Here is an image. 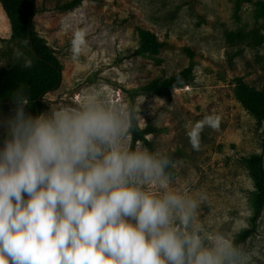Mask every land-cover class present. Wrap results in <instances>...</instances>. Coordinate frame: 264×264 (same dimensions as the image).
<instances>
[{"label": "rangeland", "instance_id": "rangeland-1", "mask_svg": "<svg viewBox=\"0 0 264 264\" xmlns=\"http://www.w3.org/2000/svg\"><path fill=\"white\" fill-rule=\"evenodd\" d=\"M37 1L42 10L35 28L63 64L60 85L44 96L42 112L75 105L92 88L129 108L124 88L164 79L193 63L191 85L137 98L139 122L163 128L150 136L157 147L186 151L169 186L203 195L198 221L210 235L219 231L234 239L253 212L254 184L243 158L264 153L261 126L234 95L238 78L264 90V0H83L71 10L54 8L68 0ZM137 27L154 31L164 43L157 58L136 53ZM77 29L86 31L87 43L73 60L70 41ZM10 37V18L0 1V59L7 62L3 66H22L13 56L21 43ZM23 51L35 62L29 45ZM205 115H219L220 125L205 127L200 150L194 151L186 131ZM126 140L131 146L129 129ZM243 247L249 264H264V211Z\"/></svg>", "mask_w": 264, "mask_h": 264}, {"label": "clouds", "instance_id": "clouds-1", "mask_svg": "<svg viewBox=\"0 0 264 264\" xmlns=\"http://www.w3.org/2000/svg\"><path fill=\"white\" fill-rule=\"evenodd\" d=\"M86 43L75 30L73 60ZM27 45L13 51L25 68ZM11 97L0 116V264H249L242 245L198 221L203 195L169 186L174 160L163 146L128 145L127 106L92 88L34 116L23 85ZM219 125V115L192 124V149Z\"/></svg>", "mask_w": 264, "mask_h": 264}, {"label": "trees", "instance_id": "trees-1", "mask_svg": "<svg viewBox=\"0 0 264 264\" xmlns=\"http://www.w3.org/2000/svg\"><path fill=\"white\" fill-rule=\"evenodd\" d=\"M10 18L11 37L9 41L21 43L27 39L28 45L34 53L35 62L31 67H22L20 63H13L0 68V108L4 115L10 114L13 108L11 93L19 85L28 90L29 105L26 110L32 115L41 114L44 109V96L60 85L62 80L63 64L52 46L36 30L34 17L42 10L37 0H0ZM83 0H68L54 6L58 10H71L77 7ZM138 46L136 53L139 55L157 58L164 43L154 31L137 27ZM195 80L193 63L173 75L164 79H154L141 86L126 89L129 109L132 110V120L129 127L131 146L137 144L152 149L157 144L151 135L163 131L161 126L153 123L140 125L139 115L142 111L137 106V98L140 95L157 94L166 95L175 88L191 85ZM234 95L242 106L252 114L264 133V90L249 86L243 79L238 78ZM2 138V135H0ZM167 152L174 160L171 176L177 172L175 163L185 159L186 151L183 148L169 149ZM252 178L254 189L252 197V215L247 227L243 228L234 240L243 244L257 232L259 219L264 211V153H254L243 158Z\"/></svg>", "mask_w": 264, "mask_h": 264}]
</instances>
